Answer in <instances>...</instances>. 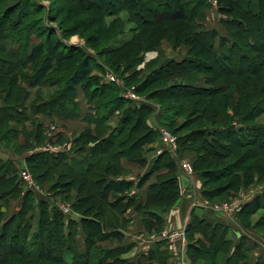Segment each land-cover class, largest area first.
<instances>
[{
    "label": "trees",
    "instance_id": "obj_1",
    "mask_svg": "<svg viewBox=\"0 0 264 264\" xmlns=\"http://www.w3.org/2000/svg\"><path fill=\"white\" fill-rule=\"evenodd\" d=\"M2 1L0 0V5L3 3ZM120 1L125 3L124 6L120 4V8L135 7L140 17H143L142 9L145 10L149 15V23L153 22V18L158 19L159 14L163 17V14L166 13L165 16L170 23L176 24L180 32L184 30L188 35L187 38L193 39L192 46L189 44L190 51L195 52V55L208 54L214 63L212 65L217 67L214 68L211 64L200 59H192L191 55L180 60H169L157 72V74L161 73L163 81L168 86L164 91L186 90L189 95L200 96L204 104H210L212 101L216 102L215 97L219 92L228 91L229 93L230 86L238 75H246L244 82L252 84L251 95L238 94L239 98L235 100L232 93H229L224 98L225 101H223L219 111L217 109L212 110L204 104L200 110H193L200 117L199 120L206 121L208 124L202 125L196 131L178 140L183 150H191L195 153L194 168L203 181L204 188L205 183L211 181V178H227L224 186H222L223 190H229L233 186L236 188L240 183L241 175L244 174L243 172L230 173L228 171L229 165L225 163L220 168H214L215 170L207 168L206 164L209 160L226 161L233 149L239 151L248 148L241 157L249 160L254 158L253 153L256 154L264 150V127L248 124V121H252L253 118L264 112V96L259 95L260 91H264V0H215L217 13L223 17L221 21L228 33V37L220 38L218 45H216L217 34L215 31L198 32L197 29L200 24L196 22L195 27L197 28H192L190 25L192 19H198L199 23L204 19L203 13L207 7L205 0ZM67 2L69 4L65 8L67 12L69 10L71 14L80 12L77 10L78 2L76 0H68ZM24 3L23 0H16L11 4L7 3L5 4L7 7H4L5 10L0 14V87L1 92L4 93L0 99V141L4 140L3 131L7 129V124L31 122L35 115L33 111L38 113L36 110L40 107L44 108L43 112L48 117L57 116L61 120L78 119L81 112L77 101L79 91L84 93V100L88 106V112L82 121L95 125L97 132L106 128L105 123L110 117L109 114L113 112L112 104L127 100L117 92V98L111 96L107 101H102L99 96L95 98L93 90H85L91 71L90 57L86 51H83L84 59L75 63L69 76L61 74V76L53 77L55 80L49 79L53 73L66 71V64L64 67H59L60 63L58 64L61 54L60 47L62 46L55 43L49 44L46 41L32 43L31 38L35 33V30L31 29L34 26L33 20L29 17L32 12L25 10ZM152 3L153 5H151ZM100 6H107L104 11H107L111 16L114 14L113 10L116 9L115 3L109 0H98V7ZM16 8L20 9L19 16L8 18L13 9ZM68 8L70 9L68 10ZM106 14L105 12L103 18L108 15ZM130 19L135 21L133 17ZM8 38L13 40L11 48L7 47L5 43ZM60 41L62 42L61 39ZM174 43H176L175 46L179 45V37ZM145 49L146 51L149 50V48ZM77 52H79L78 49L74 53ZM234 56L237 60L234 59ZM197 64L206 68L205 86L202 88L194 87L188 83L192 80V72L195 71ZM188 65L193 66L188 68ZM28 68H31L32 74L28 76L26 74L24 77ZM217 69L219 73L215 72ZM4 75L8 78L5 84H2L1 80L6 79V77L3 78ZM55 81H66L61 87L62 95L59 98L61 103L59 104L56 99L51 100L52 103H58L59 112L51 109V102L43 104V106L40 103L32 106L27 103V98L24 96L27 95L29 89L43 86L46 88L55 87ZM177 81L182 82L176 83ZM98 89L95 91L112 93L113 89L114 91L115 89L119 90V88H114L108 83H103L102 87ZM185 101L188 105H193L189 99H185ZM127 103L129 104V102ZM109 107L111 110H108ZM229 109L235 118L240 119L239 126L232 125L226 119L229 117ZM106 110L108 111L105 112ZM109 111L110 113H108ZM154 112L152 103L143 102L137 106L130 101L119 122L110 129L107 136L99 137L94 132L95 130L91 131L90 129L82 138H78L75 141L78 145L77 148H74L75 152L71 150L73 156L50 152H35L26 156L24 163L37 181L42 180L44 175L36 171L41 166H47L49 161L55 163L54 169L61 170L56 172L59 177H61L62 172L69 177L70 182L65 185V188L69 186L68 191L64 190V195H67L71 189L77 191L72 208L80 216V220L76 222L66 219L56 207H51L47 201L40 199L37 201L40 210L35 220L36 232L31 234L33 224L30 223V220L33 216L30 213L33 211L32 204L35 203V198L31 191L25 192L21 206L17 211L7 216L0 209V249H2L0 264H152L153 260L157 261L158 264H165L168 257L164 249L160 250L162 248L161 243L150 249L147 263L141 259L136 262L122 259L121 256L130 250V246H123V233L121 228L117 227L118 212L116 214H111L108 211L102 212L104 207L116 206L125 207V209L134 207L146 217L144 222L147 229H157L163 224V218L150 207L158 202V206L164 211L175 200L178 187V168L175 159L168 152H163L161 156L155 159L151 168L138 179L136 184L119 180L118 177L121 176L122 172L117 171V168L120 167L121 157L144 165L146 160L143 158V147L158 137L157 128L152 127L146 120L147 117H153ZM177 113L174 115L176 116ZM138 122L140 124L139 131L136 126ZM10 130L14 134L21 132V129L18 130L14 126H11ZM116 136L118 139H115ZM96 140L99 141L96 142ZM105 145L107 147H104ZM0 149L9 153L15 151L14 147H11L12 150H10L3 143H0ZM112 152L114 153L113 156H111ZM249 152L252 155H249ZM83 153H89L90 159L86 160L80 157ZM246 154L247 156H245ZM107 155L111 157V160L102 166L104 161L102 158ZM15 156L7 159L0 157V201L19 197L21 188L20 165L17 158L19 156ZM241 157L234 160L233 164H237ZM260 163L261 161L258 160L254 164L252 175L257 177L263 175V166ZM51 169L48 166L43 169V172L51 174L53 173ZM162 169L171 173L175 172V174H170V176H166L165 173L158 174ZM229 174L232 176L226 177ZM153 175H157V178L147 187L148 192L145 199H141L137 195H129L133 188H142ZM162 176L166 178L161 181ZM75 183H78L76 188L74 187ZM169 190H171V194L168 192L169 196H166L165 192ZM216 192L215 190L207 191L204 189L203 195L210 201L212 199L223 201V198H219ZM168 198H171L169 203L166 200ZM162 201L163 203H161ZM262 209H264V193L246 203L239 215L250 210ZM96 216L99 217V220L95 218ZM106 224H110L111 230L109 234L104 236L107 238H104L101 230ZM199 230L210 231V233L206 237ZM230 230L229 223L193 214L190 222L186 225L188 241H191L196 234L201 233L202 239L199 240V243L206 249L203 241L206 238L211 248L207 252V250L204 251L202 247H199V243L196 245L188 243L187 253L190 256L191 254H199L198 258L202 260V264H248L246 259L254 246L247 242L248 239L244 235H241L240 240L233 244L231 238L228 237ZM80 231L83 235L82 250L77 240ZM108 238L114 239L118 246L105 250L104 253L98 250V252H92V247L99 239L106 240ZM219 255H223L220 263L216 260ZM250 264H264V253Z\"/></svg>",
    "mask_w": 264,
    "mask_h": 264
},
{
    "label": "rangeland",
    "instance_id": "obj_2",
    "mask_svg": "<svg viewBox=\"0 0 264 264\" xmlns=\"http://www.w3.org/2000/svg\"><path fill=\"white\" fill-rule=\"evenodd\" d=\"M23 1H25V10L27 12H32L31 16H29L30 19L33 20L32 24H34L31 29L35 30V33H33L31 38L32 43L36 44L46 41L49 44L55 43L62 46L60 47L61 54L58 64L60 63L59 67H64L66 64V71L53 73L49 76V79L58 77L59 75L61 76V74L69 76V74L72 73L75 63L78 60L84 59L85 54L83 51H86L90 57L89 64L91 66V71L89 73L88 82L85 85V90H93L95 98L99 96V98H102V101H107V99L111 96L117 98V92L120 93L122 98L127 100L112 104L113 112H108L110 113V117L105 123L106 128L100 129L98 132L93 124L77 121L76 119L61 120L57 116L48 117L47 114L43 112L44 108L41 107L36 110L38 113H34L33 111V114L35 115L31 122L23 121L15 125H13V123L7 124V129L5 130L6 132L3 131L4 140L0 141V143L7 145L9 149L14 147L15 151L13 152L15 153H9L0 149V157L5 159L7 156L6 153L11 154V156H19L17 158L20 165V181L22 180L20 172L24 170L29 176V180L36 186V191H31L35 198V203L32 204L33 211L30 213V215L33 216L32 220H30V223L33 224L31 234L36 232L35 220L37 219L40 210L37 201L40 199L47 201L49 206L56 207V209H58L66 219H69L70 217H79L80 219V216L75 213L72 208L77 191L75 189H71L67 195H64V190L68 191L69 186L65 188V185L66 183L69 184V177L64 175L63 172L61 173V177H59L56 172L61 170L58 168H55V170L53 168L55 163L53 161H49L47 166H41L36 171L37 173H43L44 175L42 180L37 181L34 179L32 175L33 173L28 170L25 163H21V161H24V157L35 152H49L50 150H58L59 148L70 149L75 152L74 148H77L78 146L75 141L78 138H82L88 130H95L94 132L96 135H99V137L102 135L107 136L110 133V129L114 128L119 122L123 111L130 104V101L132 104L137 106L143 102H148L150 104L152 103L155 112L153 117H147L146 120L152 127L157 128L158 137L156 140H152L147 145H144L143 158L146 160L144 165H139L137 162L127 159L126 157L120 158V169L117 168V171L119 170L122 173L118 179L125 180L130 176H134L133 178H135V182H137L138 179L151 168L155 159L166 151L173 159H175L177 164L181 166H190L191 171H185V177L190 180V183L185 181L182 183L181 180L179 181V178L184 174H181L178 169V187L176 190L177 195L175 200L171 202L164 211L160 206H158V202H155L154 206L150 207L152 210H156L163 218V224L157 229H147L144 222L146 217L141 211H138L134 207H130L128 209L116 206L112 208L104 207L102 212L108 211L111 214H116V212H118L117 227L121 228L123 233V243L138 239H151L153 237L160 236L164 232L180 231L184 233L182 254L178 251L176 252L174 247L175 245L177 247L179 242H176L175 245H168L167 242L160 241L164 250L167 252L168 259L165 264H202V260L198 258L199 254H191L190 256V254L187 253L188 243L193 245L198 244L200 242L199 240L202 239V234L198 233L191 241H188L186 225L178 226L175 223H172L173 215L176 214L178 210L179 212L183 210L184 201L190 196L189 200L194 204H201L209 207L217 205L219 208V214H214L224 218L229 223L231 230L228 237L231 238L233 244L240 240L241 233L251 236L255 240L257 247L255 250H251L246 260L247 263L250 264L253 260L258 259L260 254L264 253V209L250 210L243 215H239V212L246 203L253 200L256 196L264 193V173L260 177L252 175L254 171V164L258 160L261 161L260 165L263 166L264 171V150L257 152L256 154L253 153L255 156L250 160L248 158L241 157V155L244 154L248 148L238 149L239 151H234L233 149L229 158L224 162L220 160H209L210 162L208 161L206 164L207 168L215 170L217 167H222L225 163L229 165L228 171L230 173L243 172L244 174L241 175L240 183L236 186V188L233 186L229 190H223L222 186H224L227 178H211V181L209 180L205 183L204 188L203 181L194 168V162L196 159L195 153L191 150H183L182 146L178 143L179 138L196 131L202 125L208 124L206 121L199 120L200 117H198V115L195 114V111H193L200 110L202 104L204 103L200 96L189 95L186 90L181 91L176 89V91L172 92L164 91L168 86L163 81L161 73L157 74L159 69L165 65L167 61L180 60L181 58L190 57V55L192 56V59H200L212 65L214 63L208 54L206 55L200 53L195 55V52L190 51L191 47L189 44L192 46L193 39L187 38L188 35L184 32V30L180 32V29L176 24L170 23L165 16L166 13L163 14V17L159 14L158 19L153 18V22L149 23V15L145 10L143 11L142 9L143 17H140L138 12L135 10V7L127 6L125 7L126 9L120 8L122 4L123 6L125 5V3H122L123 1L120 0H109L110 2H114L116 5V9L113 10L114 14L112 16L109 15L107 11H104L107 6L98 7V0H76L78 2L77 10H80V12H77L76 14H71L69 10L70 8H68V12L65 10L66 6L69 5L67 2L68 0ZM150 1L152 2V0ZM205 1L207 7L203 13L204 19L201 23L198 22V19H192V23L190 25L192 28H197L195 27L196 22L197 24H200V27L197 29L198 32L215 31L217 34L216 45H218L220 38L228 37L227 29L221 21L223 17L217 13L215 0ZM2 2L3 3L0 5V14L5 10L4 7H7L5 4H11L16 2V0H3ZM151 5H153V3ZM17 9L18 8L13 9L8 18H17L20 10ZM105 12L108 15L106 14L107 16L103 18ZM70 15H72V17H70ZM131 17H133L135 21L131 20ZM54 19L56 20L52 21ZM59 36H61V38H59ZM178 37L180 39V43L178 46H175L176 43L174 42H176V38ZM12 41L13 40L9 38L5 40L7 47L11 48V45L13 44ZM145 48H149V50L146 51ZM77 49L79 52L74 53ZM62 53H64V55H62ZM234 59L237 60L235 56ZM191 66L193 65H188V68H192ZM195 67V71L192 72V80L188 83H191L194 87L202 88L205 86L204 76L207 74L205 70L206 68L203 66L200 67L199 64ZM215 72L219 73V70L217 69ZM26 74L27 76L32 74L31 68L27 69L26 73H24V77ZM4 77H6V79ZM3 78L4 79L1 80V82L2 84H5L8 77L4 75ZM110 78H113L114 81H110ZM244 78H246V75L236 76L230 86L229 93H232L235 100L239 98L238 94L244 93L246 95H251L252 84H248L247 82L245 83ZM250 78L252 77L250 76ZM52 80H55V78ZM179 82L182 81H177L176 83ZM64 83H66V81H55V87L46 88L43 86L36 89H29L28 92L26 91L27 95H25L24 98H27V103L31 106L37 103H40L41 106H43V104H48V102H51V100L53 101L54 99H56V101L60 104L61 101L59 98L62 95L61 87ZM103 83H108L114 88H119V90L117 89V91L115 89L114 91L113 89V94L108 93V91H95L99 90L98 88H101ZM229 93L228 91H221L215 97V101L217 103L212 101L210 104L205 103L204 105L212 110L217 109V111H219L221 110L220 107L223 101H225L224 98L227 97ZM3 95L4 93L1 92L0 87V99ZM79 95V98L82 100V104L84 105L83 101H85V95L84 93H81V91H79ZM259 95L263 97L264 91H260ZM130 97H135L137 100H130ZM185 99H189L193 105H188ZM57 102H51V109L58 110ZM127 102H129V104ZM108 110H111V107H109ZM176 113L177 115L175 116L174 114ZM228 113L229 117L226 119H228L232 125L239 126V123H241L240 119L235 118L230 109L228 110ZM223 117L225 118L224 115ZM132 118L135 119V117ZM248 124L264 127V112L253 118L252 121H248ZM139 125L140 124L138 122L136 124L138 131ZM11 126H14L18 130L21 129V132L19 134H14L13 132L11 133ZM160 130L168 132L173 137L175 144L172 147V150L167 151L169 147L162 141L159 134ZM177 130L179 131L176 133ZM116 138L117 136L115 139ZM97 141L99 140H96V142ZM104 147H107V145ZM106 150H108V148H106ZM111 154V156L114 155L113 152ZM249 155H252V153L249 152ZM245 156H247V154ZM80 157L88 160L90 159V154L83 153ZM238 157L241 158L238 160L237 164L234 165L233 162ZM102 160H104L102 162L103 166L111 160V157L107 155L102 158ZM48 166L52 168L51 172L53 173L49 174L43 172V169ZM167 171L168 170L166 169H162L158 172V174L165 173L166 176L175 174V172L171 173ZM157 175H153L143 185V189L133 188L129 195L131 192H138L137 194L143 193L144 188L156 181ZM230 176L232 175L229 174L226 177ZM164 178L166 177L162 176L161 181ZM76 186H78V183L74 184L75 188ZM83 186L87 187L86 185ZM204 189L207 191H217L216 194L219 198H223V201L216 199H212L211 201L208 200L203 195ZM27 191L30 190H28L26 184L21 181L19 197L8 201H0L1 211L7 216L17 211L21 206L24 193ZM168 192L171 194V190L165 192L166 196H169V194H167ZM169 199L171 198L166 199L167 203L170 202ZM161 203H163V201ZM236 206H239V209H236ZM130 210L138 212V215L128 216V211ZM95 218L99 220L98 216ZM102 228L101 232L103 235H101L104 237L109 234L111 230L110 224L103 225ZM199 231L203 232L206 237H208L210 233V231L206 230ZM203 241L205 242L204 246L206 249H204L200 243L199 247H202L204 251L207 250V252H209L211 247L208 244V240L205 238ZM117 246L118 243L112 238H108L106 240L99 239L91 250L92 252L102 251L104 253L105 250H110ZM0 252L2 253V249H0ZM126 256L128 257V254L126 255L125 253L121 257L122 259H126ZM222 259L223 255H219L216 260L220 263Z\"/></svg>",
    "mask_w": 264,
    "mask_h": 264
},
{
    "label": "crops",
    "instance_id": "obj_3",
    "mask_svg": "<svg viewBox=\"0 0 264 264\" xmlns=\"http://www.w3.org/2000/svg\"><path fill=\"white\" fill-rule=\"evenodd\" d=\"M79 97H80V95H78L77 101L79 103L81 112H80V117L76 120L84 122V121H82V119L84 118V116L88 112V106L86 105L85 101H83L84 102V105H83L82 100H80ZM49 152L50 153H56V154L65 153L68 156H73L72 151L70 149H65V148L64 149L59 148L58 150H50ZM6 154H7V156L5 159L14 157V156H11V154H8V153H6ZM22 162H24V161H21V163ZM176 164H177V162H176ZM177 168L180 170L179 164H177ZM180 172H181V170H180ZM181 174H183V173L181 172ZM185 176H186L185 174L182 175V177L179 178V181L181 180L182 183H184V181L187 183H190L189 182L190 180H188V178ZM133 177L134 176H130L129 178H126L125 180L133 182L134 184H136L137 182H135V178H133ZM147 187L144 188L143 193L137 194L138 192H136V193L131 192V195H137L141 199H145L146 194L148 192ZM189 199H190V196L187 198V200L185 199V201H184L183 210H182L183 212L182 211L179 212V210H178V212H176V214L173 215V218H172L173 224L175 223L178 226L179 225H187L190 222L193 214H195L197 216H207V218H209V219L210 218H213L216 220L218 219V220H221L225 223H228L224 218L215 215L209 208L204 207L201 204H194ZM136 215H138V212L133 211V210L128 211V216H136ZM213 215H215V216H213ZM69 219L76 221V222H78L80 220L79 217L78 218L70 217ZM166 223L168 224L167 221H166ZM79 233H80V235H78L77 240H78L79 247L82 250L83 249V235L81 232H79ZM241 235L246 236V238L248 239L247 242L251 246H254L253 250H255V248L257 247V245L255 244L256 243L255 240L251 236H248L247 234L241 233ZM159 243H161V242L155 241L152 239H138V240H132V241L126 242V243L124 242L123 246H130V250L128 251V253H126V255L128 254V257L126 256L127 257L126 260H128L129 262H136L137 260L141 259V260H143V262L147 263L149 261L147 257H148V253H149L150 249L153 248L154 246L158 245ZM162 249H164L163 246L160 250H162ZM260 256H261V254H260ZM152 264H158V262L153 260Z\"/></svg>",
    "mask_w": 264,
    "mask_h": 264
},
{
    "label": "built area",
    "instance_id": "obj_4",
    "mask_svg": "<svg viewBox=\"0 0 264 264\" xmlns=\"http://www.w3.org/2000/svg\"><path fill=\"white\" fill-rule=\"evenodd\" d=\"M110 81H114L113 78H110ZM130 100H137V98L135 97H130ZM160 137L162 139V141L168 145L169 149L167 151L172 150V147L174 146L175 142L173 137L166 131L164 130H160L159 132ZM180 170L183 174H185V171H191L190 166L189 165H179ZM21 175V181L24 182V184H26V187H28V190L35 192L36 191V186L29 180V176L27 175L26 171H22L20 172ZM209 208L213 213L215 214H219V208L217 207V205H215L214 207H209V206H204ZM236 209H239V206H236ZM152 240L155 241H164L167 242L168 245L173 244L175 245L176 242H179L178 246L176 247V245L174 246L176 249V252H180L182 254V250H183V242H184V233L183 232H178V231H169V232H164L162 233L160 236L157 237H153L151 238Z\"/></svg>",
    "mask_w": 264,
    "mask_h": 264
}]
</instances>
